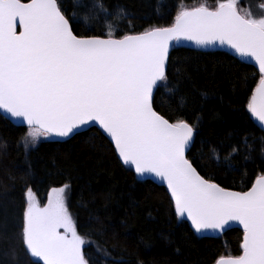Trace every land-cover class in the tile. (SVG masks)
<instances>
[{"label":"snow or ice","instance_id":"snow-or-ice-1","mask_svg":"<svg viewBox=\"0 0 264 264\" xmlns=\"http://www.w3.org/2000/svg\"><path fill=\"white\" fill-rule=\"evenodd\" d=\"M235 5L220 0L215 8L181 7L169 26L120 34L105 24L102 34L81 35L74 29L76 12L67 14L63 0H0V110L26 125L20 139L26 151L41 137L71 138L98 127L123 165L166 184L175 216L190 221L196 233L241 226L240 254L221 256L215 264H264V172L247 191L206 178L186 155L195 126L166 118L154 106V90L168 80L173 47L185 41L205 51L227 46L242 62L250 58L258 65L259 82L243 108L264 131V3L243 15ZM80 7L97 20L101 14L104 21L128 15L120 7L110 10L104 0H91L90 6L73 0V8ZM260 141L264 155V137ZM245 146L252 150L247 137ZM213 156L219 162V153ZM230 158L231 153L225 157ZM68 187L53 188L43 207L27 188L13 238L29 264H89L86 241L65 201ZM97 252L107 264L108 254ZM10 254L18 258L14 245Z\"/></svg>","mask_w":264,"mask_h":264},{"label":"trees","instance_id":"trees-1","mask_svg":"<svg viewBox=\"0 0 264 264\" xmlns=\"http://www.w3.org/2000/svg\"><path fill=\"white\" fill-rule=\"evenodd\" d=\"M198 1L104 0L110 10L120 7L128 13L107 21L102 14L94 19L88 7L74 9L73 0L63 3L67 14L76 12L78 34L99 35L105 24L121 29L120 34L169 26L181 4ZM206 1L213 6L220 2ZM236 1L247 12L264 0ZM82 3L90 6L91 0ZM167 74L166 86L159 82L155 91L154 106L166 118L179 117L195 126L188 158L222 187L248 189L264 172L260 151L264 132L243 108L259 82L258 68L225 50L183 45L171 49ZM25 131L0 114V264H29L19 240L13 238L19 232L27 188L43 204L50 188L65 184L67 206L86 241L83 251L89 264H104L97 248L108 254L107 264H214L221 256L240 254L241 229H229L218 237L197 236L187 221L175 216L167 189L138 179L98 128L62 142L50 138L29 151L20 143ZM213 152L219 153V162ZM229 153L231 158L225 159ZM13 245L15 260L10 254Z\"/></svg>","mask_w":264,"mask_h":264},{"label":"water","instance_id":"water-1","mask_svg":"<svg viewBox=\"0 0 264 264\" xmlns=\"http://www.w3.org/2000/svg\"><path fill=\"white\" fill-rule=\"evenodd\" d=\"M239 13H240V12H239ZM240 14H241V13H240ZM241 15H242V14H241ZM183 45H185V46H190V47H195L193 44H191V42H187V41L183 42ZM195 48H196V47H195ZM216 49L225 50V51H228V52H230L231 54L235 55V54H234V51L228 49L227 46H218ZM236 57H238V56H236ZM238 58H239V57H238ZM240 59H241V58H240ZM246 63L252 64V65H254V66H256V67L258 68V65H256L255 62H254L253 60H251L250 58H249L248 62H246ZM155 91H156V90H154V94H155ZM0 114H1L2 116H4L7 120H9L12 124L17 125V126L26 127V125H24V124L17 123V122H16V119L13 118V117H11V115H10L9 113H6V112H4L3 110H0ZM255 122H256V121H255ZM256 123H257V125L259 126L258 122H256ZM92 127H93V126H90L89 128H92ZM89 128H88V129H89ZM96 128H98V127H96ZM259 128H260V126H259ZM260 129H261V128H260ZM86 130H87V129H86ZM86 130H82L81 132L86 131ZM263 132H264V131H263ZM103 135H104V134H103ZM104 136L106 137V135H104ZM51 139H52L53 141L62 142V141H65V140H67V139H69V138L52 137ZM107 139H108V138H107ZM108 140H109V142H110V139H108ZM110 143H111V142H110ZM111 144H112V143H111ZM112 146H113V145H112ZM113 148H114V146H113ZM187 153H188V151L186 152V155H187ZM116 155H117V154H116ZM133 171H134V169H133ZM134 173H135V172H134ZM135 175H136V177H137L138 179H141V180H150V181L154 182L155 184L160 185V186H163V187H165V188L167 189L166 184H162V183L159 181V179L156 178V177L141 178V177L137 176L136 173H135ZM215 183H216V182H215ZM250 187H251V186H250ZM230 190H233V191H239V190H235V189H230ZM244 191H247V189L244 190ZM168 194H169V196H170V193H168ZM180 219H183V220L187 221L185 218H180ZM187 222H188V224H189V226H190V221H187ZM190 227H191V226H190ZM191 228H192V227H191ZM232 228H238V229H241V230H242L241 226H239L238 224H233L231 228H228V229H226L225 231H227V230H229V229H232ZM192 230L195 232L194 229H192ZM225 231H223V232H215V233L209 232V233H207V234H198V233L195 232V234H196L197 236H199V237H218V236H220L221 234H223ZM215 262H216V261H215ZM214 264H215V263H214Z\"/></svg>","mask_w":264,"mask_h":264},{"label":"rangeland","instance_id":"rangeland-1","mask_svg":"<svg viewBox=\"0 0 264 264\" xmlns=\"http://www.w3.org/2000/svg\"><path fill=\"white\" fill-rule=\"evenodd\" d=\"M263 3H264V1H263ZM201 4H203V5H205V6L209 7V8H215V7H216V6H213V5L209 4V3H207L206 0H199V1L196 2L195 4H191V5L181 4V5L179 6L178 11L180 10L181 7L191 9V8H193V7H199ZM235 6H236L237 11L240 12L242 15H243L244 13H246V11H245V10L239 5V3H238L237 1H236V5H235ZM178 11H177V12H178ZM49 139H50V138L41 137L40 140H39V142H38L34 147H36L40 142L45 141V140H49ZM22 146H23V145H22ZM34 147H30L27 151H29L30 149H32V148H34ZM23 148H24V147H23ZM24 150H25V149H24ZM25 151H26V150H25ZM65 185H66V184H65ZM63 186H64V185H63ZM63 186L53 187V188H60V187H63ZM53 188H50V189L48 190L45 202H44L43 204H39L41 207H43V206H45V205L47 204L49 194L51 193V191H52ZM68 192H69V187L65 190V201H66V204H67V199H68ZM34 199L37 201L35 195H34ZM37 202H38V201H37ZM72 217H73V216H72ZM73 220H74V218H73Z\"/></svg>","mask_w":264,"mask_h":264}]
</instances>
